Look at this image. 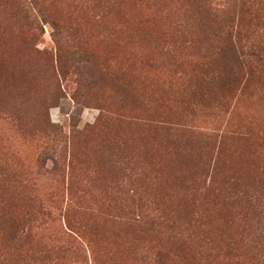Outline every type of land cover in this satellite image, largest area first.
<instances>
[{"label":"rangeland","instance_id":"374dc122","mask_svg":"<svg viewBox=\"0 0 264 264\" xmlns=\"http://www.w3.org/2000/svg\"><path fill=\"white\" fill-rule=\"evenodd\" d=\"M0 264H264V0H0Z\"/></svg>","mask_w":264,"mask_h":264}]
</instances>
